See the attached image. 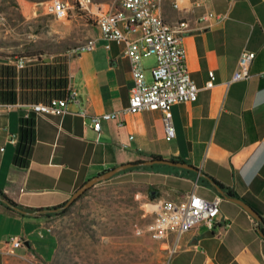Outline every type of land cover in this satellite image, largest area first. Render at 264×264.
<instances>
[{
  "label": "crops",
  "instance_id": "1",
  "mask_svg": "<svg viewBox=\"0 0 264 264\" xmlns=\"http://www.w3.org/2000/svg\"><path fill=\"white\" fill-rule=\"evenodd\" d=\"M199 1L202 5L196 6ZM176 3L177 8L174 1H164L162 16L170 24L189 23L192 30L184 38L186 63L200 89L197 102L171 107L176 138L166 140L161 111L121 112L129 104L133 87L125 48L107 41L99 27L81 14L77 18L84 35L79 43L94 42L95 50L43 57V62L28 63L24 71L16 68L17 58L0 62V91L14 103L40 101L55 92L63 95L67 89H74L83 101L73 107L75 113L63 117L33 114V140L25 156L19 155V143L9 141L11 135H18L20 142L23 110H2L0 190L24 207L51 208L66 203L88 180L121 165L155 156L181 161L198 169L204 180L165 172L127 174L147 178L149 190L157 191L151 196L155 201L182 200L194 190L207 199H222L213 232L198 227L180 238L171 236L170 244L176 243L177 251L170 264H264V238L257 231L256 219L205 181L210 177L231 189L264 218V0ZM209 13L227 19L202 23ZM244 50L256 53L251 77L231 82ZM61 56L63 61L58 59ZM145 64L151 82L155 61L146 57ZM211 72L216 85L206 89ZM60 77L65 81L62 87H47L48 80ZM82 108L88 115L121 112L119 120L124 125L107 121L96 132L88 118L76 113ZM52 219L22 217L0 203V244L4 245L0 255L16 237L23 242L13 251L16 256L52 257L58 247L49 227Z\"/></svg>",
  "mask_w": 264,
  "mask_h": 264
},
{
  "label": "built area",
  "instance_id": "2",
  "mask_svg": "<svg viewBox=\"0 0 264 264\" xmlns=\"http://www.w3.org/2000/svg\"><path fill=\"white\" fill-rule=\"evenodd\" d=\"M166 0H110L107 10L97 9L92 0H78V11L86 16L88 22L99 27L103 37L119 45H123L124 55L130 61L133 87L130 91L128 106L121 111L126 114L145 111H161L165 138L172 142L176 138L171 107L175 104L195 103L198 101L200 89L193 79L186 63L184 38L191 32L188 22L168 23L162 16V4ZM174 7L177 8L176 0ZM233 4L236 0H228ZM202 1L196 3L201 6ZM45 14L59 20L72 17L70 6L62 0H51L45 5ZM226 15L207 14L202 23H222ZM211 25V24H210ZM135 36V38L133 37ZM109 47V46H108ZM95 50L94 42H90L72 50L91 52ZM152 57L155 61L151 69V82L146 77L145 58ZM256 58V53L244 50L239 58L238 69L231 82L245 81L251 77L250 69ZM42 61L38 58H17L16 68L24 71L28 63ZM264 79V73L262 74ZM216 85V76L209 73L206 89ZM83 103L74 89H67L62 96L54 95L36 102L8 103L0 99V114L3 109L20 108L23 110L22 120H30L33 114L63 117L75 113L73 107ZM121 112L88 115L85 108L76 113L88 118L94 131L102 130L103 122L118 121V126L124 124L119 120ZM9 141L17 145L18 135H11ZM3 150V149H2ZM221 197L207 199L192 191L178 201H156L151 210V221L143 227H136L138 236L168 244L171 257L177 251V244H170L174 235L180 238L193 229L203 227L207 232H213L219 222ZM230 227V225H226ZM23 242L20 238H12L8 245L9 252L20 248Z\"/></svg>",
  "mask_w": 264,
  "mask_h": 264
},
{
  "label": "rangeland",
  "instance_id": "3",
  "mask_svg": "<svg viewBox=\"0 0 264 264\" xmlns=\"http://www.w3.org/2000/svg\"><path fill=\"white\" fill-rule=\"evenodd\" d=\"M49 1L0 0V58H52L81 45L84 27L77 18L78 0H62L71 8L68 20L45 14ZM92 1L95 12L110 2ZM58 59L63 61V56ZM137 175L96 185L67 214L50 220L58 239L52 257L16 256L8 250L0 255V264H170L163 243L136 234V227L151 221L156 202L147 178Z\"/></svg>",
  "mask_w": 264,
  "mask_h": 264
},
{
  "label": "trees",
  "instance_id": "4",
  "mask_svg": "<svg viewBox=\"0 0 264 264\" xmlns=\"http://www.w3.org/2000/svg\"><path fill=\"white\" fill-rule=\"evenodd\" d=\"M25 57H27V56L19 57V58H25ZM27 58H35V57H27ZM61 69H62V66L60 65L58 70L61 71ZM55 72H57V68L55 69ZM48 81H47V87H49V88L62 87L65 83V81H63V79L61 77L58 80H54V81L51 80V81H49V83H48ZM0 82H2V81H0ZM54 95L62 96V93L58 94L57 92H55ZM0 99L3 102L14 103V99L9 98V94L7 97V95L5 96L4 93L1 91H0ZM32 125H33V118H31L30 120H22L20 142L18 145L19 146V151H18L19 155L25 156L29 152V145L31 144V142L33 140ZM157 160H164V159H162L161 157L155 156V157H152V159L149 161H157ZM171 161L181 162V161H175V160H171ZM181 163H184V162H181ZM136 164H138V165L135 167L126 169L120 173H117L116 175H114L109 180H112V179L120 177V176H125L127 174H135V173H146V174L151 173V174H154V173H161V172L171 173V174L176 175V176L185 177V178H188L189 180H192V181L204 180L202 178V175H200L198 170L194 167H193L194 169H191V170H184V169L173 168V167H169V166L156 165V164L141 166L140 165L141 162H138ZM109 180H107V181H109ZM205 181L214 190H217L216 187L220 188V190L223 192L222 196L224 198L231 200V201H235V200L240 199L231 189H229V188L225 187L224 185L218 183L214 179H212L210 177H205ZM104 182H106V181H104ZM104 182H102V183H104ZM99 184H101V183H99ZM150 193H151V196H154L157 193V191L152 190V191H150ZM82 197H80L78 200H80ZM77 201H75L68 208L65 207L66 203H64L62 205L51 207V208L33 209V208L24 207L22 205L17 204L13 200H11L3 191L0 190V203L3 206H5L8 210L16 212L19 215H21L22 217H28V218H36V219L48 218V219H51L54 217L63 216V215L68 213L70 208ZM256 225H257L258 233L264 238V218L261 215H260L259 219L256 220Z\"/></svg>",
  "mask_w": 264,
  "mask_h": 264
},
{
  "label": "water",
  "instance_id": "5",
  "mask_svg": "<svg viewBox=\"0 0 264 264\" xmlns=\"http://www.w3.org/2000/svg\"><path fill=\"white\" fill-rule=\"evenodd\" d=\"M0 62H8L6 59H0ZM162 165V166H169L173 168H179V169H184V170H191L194 169L192 166L188 165L187 163H181V162H173L169 160H157V161H146V162H141V166L144 165ZM138 164L136 163H130V164H125L121 165L119 167H116L114 169H111L105 173H102L90 180H88L82 187H80L73 195L72 197L66 202L65 207L68 208L70 207L75 201H77L80 197H82L86 192H88L90 189L94 188L96 185L99 183H102L104 181H107L111 179L114 175L117 173H120L126 169L132 168L137 166ZM198 170V169H197ZM199 172V170H198ZM217 191L222 195V191L220 188L216 187ZM239 205H241L252 217H254L256 220L259 219L260 215L248 204H246L244 201L241 199L233 201ZM212 234V233H210ZM4 245L0 244V248H2Z\"/></svg>",
  "mask_w": 264,
  "mask_h": 264
}]
</instances>
